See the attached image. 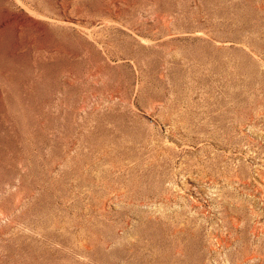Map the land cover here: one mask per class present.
Returning a JSON list of instances; mask_svg holds the SVG:
<instances>
[{
  "label": "rangeland",
  "instance_id": "obj_1",
  "mask_svg": "<svg viewBox=\"0 0 264 264\" xmlns=\"http://www.w3.org/2000/svg\"><path fill=\"white\" fill-rule=\"evenodd\" d=\"M0 264H264V0H0Z\"/></svg>",
  "mask_w": 264,
  "mask_h": 264
}]
</instances>
